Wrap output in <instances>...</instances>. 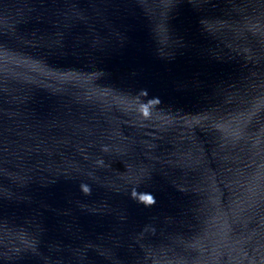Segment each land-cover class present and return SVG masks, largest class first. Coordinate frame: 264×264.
Wrapping results in <instances>:
<instances>
[{
  "label": "water",
  "instance_id": "95a60500",
  "mask_svg": "<svg viewBox=\"0 0 264 264\" xmlns=\"http://www.w3.org/2000/svg\"><path fill=\"white\" fill-rule=\"evenodd\" d=\"M0 264H264V0H0Z\"/></svg>",
  "mask_w": 264,
  "mask_h": 264
}]
</instances>
